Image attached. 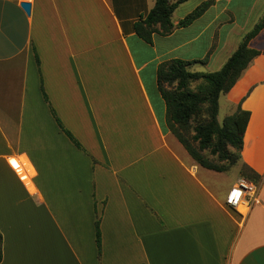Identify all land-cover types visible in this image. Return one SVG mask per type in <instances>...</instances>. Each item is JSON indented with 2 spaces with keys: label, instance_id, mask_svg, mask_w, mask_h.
Returning a JSON list of instances; mask_svg holds the SVG:
<instances>
[{
  "label": "crops",
  "instance_id": "1",
  "mask_svg": "<svg viewBox=\"0 0 264 264\" xmlns=\"http://www.w3.org/2000/svg\"><path fill=\"white\" fill-rule=\"evenodd\" d=\"M155 1L0 0V264H264V54L220 97L249 112L230 181L167 130L157 86L170 60L222 67L264 0H214L179 28L205 1L188 0L147 43L134 25ZM242 166L260 180L238 211L224 200Z\"/></svg>",
  "mask_w": 264,
  "mask_h": 264
},
{
  "label": "trees",
  "instance_id": "2",
  "mask_svg": "<svg viewBox=\"0 0 264 264\" xmlns=\"http://www.w3.org/2000/svg\"><path fill=\"white\" fill-rule=\"evenodd\" d=\"M188 0H156L153 8L134 25L136 35L151 43L153 33L166 36L174 25L171 17L181 3ZM214 0H205L179 21L177 27L190 25L198 19ZM264 29V13L253 28L243 35L236 50L228 57L222 67L214 72H192L194 64H206L207 59L184 61L179 59L164 62L157 69V86L165 104L167 130L182 145L191 159L200 167L227 172L241 158L243 135L249 119V112L240 105L236 111L223 119H217L219 98L227 94L239 80L243 72L263 50L249 47V42ZM66 134L71 137L67 132ZM79 147L77 142L71 138ZM241 177L258 183L260 176L246 166L239 170ZM99 221H96V244L100 249ZM2 260L0 236V262Z\"/></svg>",
  "mask_w": 264,
  "mask_h": 264
},
{
  "label": "built area",
  "instance_id": "3",
  "mask_svg": "<svg viewBox=\"0 0 264 264\" xmlns=\"http://www.w3.org/2000/svg\"><path fill=\"white\" fill-rule=\"evenodd\" d=\"M11 166L16 170L17 174L20 176L21 180L25 184H29L28 175L17 164L14 166L9 160ZM256 195V186L244 179H238L237 182L228 191L224 204L230 209L238 210L247 207L249 200H253Z\"/></svg>",
  "mask_w": 264,
  "mask_h": 264
},
{
  "label": "rangeland",
  "instance_id": "4",
  "mask_svg": "<svg viewBox=\"0 0 264 264\" xmlns=\"http://www.w3.org/2000/svg\"><path fill=\"white\" fill-rule=\"evenodd\" d=\"M264 45V32L260 35V37H258V39H256L253 43H252V46H255V47H262ZM238 47V46H237ZM236 50V49H235ZM227 54V53H226ZM225 54V55H226ZM225 56L219 58L215 64H213L211 70H205V68H203V66H194L195 67V72H214V71H217L220 69L221 67V64L220 62L223 61ZM226 59V58H225ZM222 63V62H221ZM224 63V62H223ZM220 65V66H219ZM263 66V63L261 61H256L251 69V72L249 73L248 75V78L249 79L250 77L252 76H256L257 73L260 71V68ZM191 71V70H190ZM220 99V98H219ZM227 115H230L229 114V110L228 108L226 107L225 103H224V99H220L219 101V111H218V120L221 122L223 117L227 116ZM240 170V169H239ZM236 173V168L235 167H232L228 174H226V181H230L232 180L234 174ZM239 177L240 174H238ZM245 179L244 177H241V179ZM249 181V180H248ZM251 182V181H249ZM253 183V182H252ZM255 184V183H253Z\"/></svg>",
  "mask_w": 264,
  "mask_h": 264
},
{
  "label": "water",
  "instance_id": "5",
  "mask_svg": "<svg viewBox=\"0 0 264 264\" xmlns=\"http://www.w3.org/2000/svg\"><path fill=\"white\" fill-rule=\"evenodd\" d=\"M21 8L23 9V11H24L27 15H29V13H30V8H31V6H30L29 3L22 2V3H21Z\"/></svg>",
  "mask_w": 264,
  "mask_h": 264
},
{
  "label": "bare ground",
  "instance_id": "6",
  "mask_svg": "<svg viewBox=\"0 0 264 264\" xmlns=\"http://www.w3.org/2000/svg\"><path fill=\"white\" fill-rule=\"evenodd\" d=\"M11 163L15 166L16 165V163H15V161L14 160H11Z\"/></svg>",
  "mask_w": 264,
  "mask_h": 264
}]
</instances>
